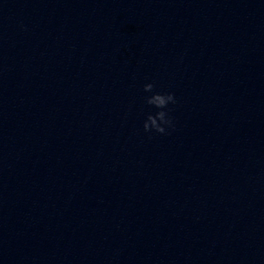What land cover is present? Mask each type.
Instances as JSON below:
<instances>
[{
	"label": "clouds",
	"instance_id": "clouds-1",
	"mask_svg": "<svg viewBox=\"0 0 264 264\" xmlns=\"http://www.w3.org/2000/svg\"><path fill=\"white\" fill-rule=\"evenodd\" d=\"M155 85L153 83H147L143 87L145 93H151V95L144 97V102L156 109V111L149 112L146 119L143 122V131L151 134H168L169 129L175 127L173 117L170 115L171 109L169 104H175L176 98L172 92H156L154 91Z\"/></svg>",
	"mask_w": 264,
	"mask_h": 264
}]
</instances>
